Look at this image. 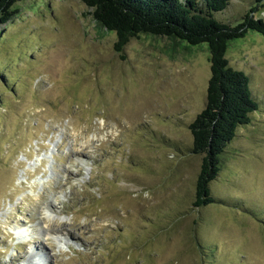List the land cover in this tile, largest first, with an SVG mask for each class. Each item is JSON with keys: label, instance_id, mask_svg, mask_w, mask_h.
Wrapping results in <instances>:
<instances>
[{"label": "rangeland", "instance_id": "obj_1", "mask_svg": "<svg viewBox=\"0 0 264 264\" xmlns=\"http://www.w3.org/2000/svg\"><path fill=\"white\" fill-rule=\"evenodd\" d=\"M254 7L264 21L257 0L215 17L234 26ZM14 8L0 24V264H264L262 35L229 43L258 109L222 154L218 204L196 209L208 46L140 35L119 53L82 0Z\"/></svg>", "mask_w": 264, "mask_h": 264}, {"label": "trees", "instance_id": "obj_2", "mask_svg": "<svg viewBox=\"0 0 264 264\" xmlns=\"http://www.w3.org/2000/svg\"><path fill=\"white\" fill-rule=\"evenodd\" d=\"M24 0H0V24L7 25L20 13L15 5ZM102 28L117 35L116 51L121 53L132 38L140 35L165 37L193 46L206 44L210 52L211 78L205 109L191 123L192 153L202 155L193 207L218 204L210 184L216 180L222 154L240 127L251 123L258 109L252 97L250 79L235 70L226 58L229 43L254 31L264 38V21L252 8L243 22L231 26L216 19L231 0H82ZM264 0H257V4Z\"/></svg>", "mask_w": 264, "mask_h": 264}, {"label": "bare ground", "instance_id": "obj_3", "mask_svg": "<svg viewBox=\"0 0 264 264\" xmlns=\"http://www.w3.org/2000/svg\"><path fill=\"white\" fill-rule=\"evenodd\" d=\"M51 206V205H50ZM71 232V231H70ZM33 245H34V243H33Z\"/></svg>", "mask_w": 264, "mask_h": 264}]
</instances>
